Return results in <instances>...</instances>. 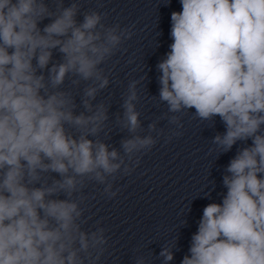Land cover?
I'll use <instances>...</instances> for the list:
<instances>
[{
    "label": "clouds",
    "instance_id": "clouds-1",
    "mask_svg": "<svg viewBox=\"0 0 264 264\" xmlns=\"http://www.w3.org/2000/svg\"><path fill=\"white\" fill-rule=\"evenodd\" d=\"M179 2L170 51L157 64L159 100L170 113L194 108L202 121L219 116L226 131L211 141L219 155L251 140L227 165L222 202L204 207L181 264H264V0ZM55 4L0 0V264H96L108 238L99 226L82 230L86 182L114 197L109 178L133 171L125 157L133 161L157 142L136 134L135 80L117 117L131 135L120 150L98 138L109 120V107L92 103L110 83L100 66L131 39V29L106 26L95 10L81 13L78 0ZM54 49L61 62L52 63ZM69 74L74 86L92 81L79 114L75 97L61 90ZM169 123L183 127L176 115ZM171 249L159 253L164 264L174 258Z\"/></svg>",
    "mask_w": 264,
    "mask_h": 264
}]
</instances>
